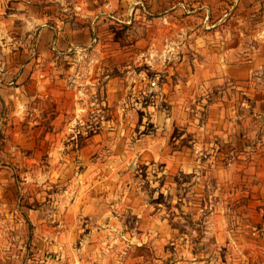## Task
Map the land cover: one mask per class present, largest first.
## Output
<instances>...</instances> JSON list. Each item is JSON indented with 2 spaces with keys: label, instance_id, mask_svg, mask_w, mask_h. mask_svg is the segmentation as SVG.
<instances>
[{
  "label": "rangeland",
  "instance_id": "obj_1",
  "mask_svg": "<svg viewBox=\"0 0 264 264\" xmlns=\"http://www.w3.org/2000/svg\"><path fill=\"white\" fill-rule=\"evenodd\" d=\"M0 170L73 264H264V0H0Z\"/></svg>",
  "mask_w": 264,
  "mask_h": 264
},
{
  "label": "crops",
  "instance_id": "obj_2",
  "mask_svg": "<svg viewBox=\"0 0 264 264\" xmlns=\"http://www.w3.org/2000/svg\"><path fill=\"white\" fill-rule=\"evenodd\" d=\"M203 8L208 13L209 7L203 3L188 11L199 12ZM5 189L15 192L16 186L0 183V264H73L76 256L66 242L72 240V228L66 227L63 217L58 213L51 219L48 206L42 200L34 207L27 206V201L23 203L16 199H6L2 193ZM22 209L24 214H20ZM24 222L33 225L27 236L18 232L19 225ZM51 223L55 225L51 226ZM6 225L13 231L5 230Z\"/></svg>",
  "mask_w": 264,
  "mask_h": 264
}]
</instances>
